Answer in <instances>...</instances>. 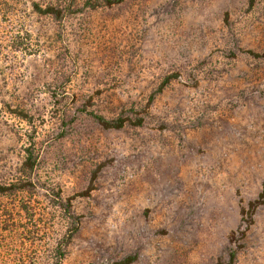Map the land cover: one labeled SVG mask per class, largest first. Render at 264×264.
Wrapping results in <instances>:
<instances>
[{"label": "rangeland", "instance_id": "374dc122", "mask_svg": "<svg viewBox=\"0 0 264 264\" xmlns=\"http://www.w3.org/2000/svg\"><path fill=\"white\" fill-rule=\"evenodd\" d=\"M14 1L0 4V165L34 147L40 185L80 215L60 264H264V0H123L60 21ZM81 103L142 125L103 128ZM35 198L44 238L0 239V264L21 248L47 263L64 226Z\"/></svg>", "mask_w": 264, "mask_h": 264}, {"label": "trees", "instance_id": "16d2710c", "mask_svg": "<svg viewBox=\"0 0 264 264\" xmlns=\"http://www.w3.org/2000/svg\"><path fill=\"white\" fill-rule=\"evenodd\" d=\"M14 0H0V4L8 5L13 4ZM32 11L39 15L48 16L56 21L62 20L64 17L73 13H80L85 9H97L103 6H112L115 3H119L123 0H29ZM16 1H14L15 3ZM3 14L10 12L9 9L2 11ZM251 52V51H248ZM253 54V53H251ZM258 53H254V56H258ZM264 56V54L260 55ZM173 77V75L166 76L165 79L159 83L150 98L159 92L166 83ZM67 92L59 89L51 93V103L54 107H62L66 101ZM87 102H89L87 100ZM6 110L13 112L21 118H27V113L22 107L16 105L14 108L7 104ZM82 113L88 114L96 123L103 128H121L129 120L132 124L140 126L142 125V117L137 115L135 120L129 119L124 116V109L112 117L106 118L104 115L95 113L88 110L86 103H81L78 107ZM135 110V109H131ZM136 112V111H134ZM137 113V112H136ZM38 163V152L30 145L24 148V157L20 164L13 168L14 172L4 171L0 165V239L17 238L21 247L24 244L33 245L36 243V239L44 238L46 229L42 225L41 219L36 218L37 208L36 191L38 188L45 189V197L48 202L56 209L59 214L57 215L60 225H63V232L53 241L50 256L47 263L41 259L34 261L35 253L31 251L19 250L14 255L17 264H60L65 256L66 247L71 241L74 234L77 232L80 224V215L71 210L70 200L63 198L59 190L55 188H47L40 185L35 175V168ZM9 172L10 177L6 178L5 173ZM8 176V175H7ZM254 205H252L253 207ZM44 230V231H43ZM41 234V235H40ZM133 258H126L118 262V264H127L131 262ZM43 261V262H42Z\"/></svg>", "mask_w": 264, "mask_h": 264}]
</instances>
